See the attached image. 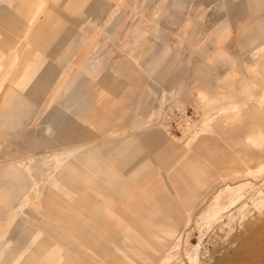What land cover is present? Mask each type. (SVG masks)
<instances>
[{"label": "rangeland", "instance_id": "374dc122", "mask_svg": "<svg viewBox=\"0 0 264 264\" xmlns=\"http://www.w3.org/2000/svg\"><path fill=\"white\" fill-rule=\"evenodd\" d=\"M13 1L4 8L15 22L0 23V96L26 91L35 101L0 103V166L9 151L5 175L14 166L15 181L29 178L10 212L4 195L15 186L2 192L12 178L0 171V264H264V7L46 0L20 54L12 46L24 12ZM68 108L83 123L72 122L75 132L90 138L63 153L71 120L57 112ZM35 138L51 147L32 150ZM239 182L234 197L213 201ZM104 208L120 226L90 223Z\"/></svg>", "mask_w": 264, "mask_h": 264}, {"label": "crops", "instance_id": "0c3cea01", "mask_svg": "<svg viewBox=\"0 0 264 264\" xmlns=\"http://www.w3.org/2000/svg\"><path fill=\"white\" fill-rule=\"evenodd\" d=\"M12 0H0V10L2 11V12H0V14L1 15H3V16H5V12H7L8 14H11V12H9L8 11V9H6V8H4V7H8V6H10L9 5V3L8 2H11ZM16 3H14L17 7H19V8H21V9H23V15H24V18H22L21 19V17H20V19H19V21H18V24H19V26L17 27V29H18V32H17V37H18V39H20V46H19V48H18V51L20 52V54H21V52L23 53H25L26 52V48L24 47V46H26V39H28V37L26 38V31H25V28H26V24H27V22H28V18H26L27 17V12H26V10L28 11V8L30 7H32L31 6V4H33L35 7L32 9V11H30V14L33 12V10L37 7V5H38V3H39V1L40 0H14ZM13 1V2H14ZM119 2H123V0H119ZM31 3V4H30ZM14 6V5H13ZM246 8L247 7H249L250 9L249 10H252L251 12L249 11V13L248 14H250L251 13V15L253 14V11H254V9H256V8H259V7H264V0H248V5L247 4H245L244 5ZM45 11V9L43 8L40 12H44ZM235 13V12H234ZM6 17V16H5ZM41 18L39 19V23L41 22ZM15 22V20H14V18H13V15L11 14V18L9 19V20H6V18H5V20H2V19H0V23H7V24H9V25H11V23H14ZM83 21H81V23H82ZM261 22V21H260ZM80 23V22H79ZM224 27H225V24H222ZM140 28H138L137 29V31H141L142 33H141V35L143 34V31L140 29ZM263 32H264V30H263ZM133 33H134V30H133ZM22 35H24V36H22ZM96 35H97V32H92V33H89V34H87L86 36H84L83 37V39H81L82 41H79V42H81V44L80 45H82V44H85L86 46H90L91 44H92V41L95 39V37H96ZM21 36V37H20ZM23 38V39H22ZM255 37H252L251 38V40H250V45L255 41ZM24 40V43H23V46L21 45V43H22V41ZM95 46L96 45H92L91 46V48L89 49V50H86V51H89V54H88V57H90V58H92V53L94 52V51H92L91 52V50H93L94 48H95ZM88 48V47H87ZM80 51V50H79ZM18 52V53H19ZM260 52L261 51H259V54H260ZM221 55H223V54H221ZM258 59H259V62H258V67L259 68H262V69H264V64H262L261 63V61L262 60H264V54H262V55H259V57H258ZM98 62H95V63H98V65H97V67H99V65H100V60H99V58L98 59H96ZM91 61H92V59H90L89 60V62H86L87 63V66L85 67V69L87 68V67H91V65H93L94 64V62L93 63H91ZM14 64V63H13ZM12 63L10 64L11 66L13 65ZM254 66V64L252 65V63H250L249 65L247 64L246 65V68L248 69V71H250L252 68L251 67H253ZM98 69V68H97ZM4 71H6V72H10L12 69L11 68H9L8 66L7 67H5L4 69H3ZM47 70H49V69H47ZM90 70V69H89ZM91 71V70H90ZM99 72V69H98V71L96 72L95 71V74H97ZM87 74H90L89 72H86ZM94 73V72H93ZM4 78V77H3ZM55 79H57V78H55ZM2 82H4V80H1ZM76 81V80H75ZM75 81L74 82H71L70 83V85H71V87L73 86V83H74V85H75ZM101 84H103V83H108L109 82V80H106V79H100V81H99ZM260 90H261V88H262V86L264 85V77H263V75H261V82H260ZM1 86H2V84H1ZM34 86H35V89H40V88H42L43 87V83H42V81L41 80H38V82H36L35 84H34ZM33 86V87H34ZM32 87V88H33ZM39 87V88H38ZM69 90V89H68ZM24 93V94H23ZM26 91L25 92H19V93H17V97L15 96L14 98V100H12L11 98H10V96H5V97H2V96H0V103H13L14 105L15 104H17V103H24V104H27L28 102H34L35 100H32V101H30V99L31 98H33V95L31 96H27L26 94ZM261 94H262V90H261V92H260V96H261ZM263 99H264V93H263V95L261 96ZM18 98V100H16ZM2 99H4V100H2ZM15 108H17V107H15ZM15 108L13 107V109L15 110ZM19 108V107H18ZM12 109H10V111H7L6 112V114H5V117L8 119V118H10V117H12V118H14L15 117V112L13 111ZM74 111H72L71 112V110H70V108H68V109H66V110H64V111H59V112H57V117H59L60 115H62V117L63 118H66V119H68V120H71V124L70 125H67V126H65V132H64V134H62L63 136L61 137V141H60V144H62V145H67L68 147L63 151V153H69V152H72L74 149H75V147L76 148H78V147H80L81 145L83 146L85 143H88V139L90 138V137H88V136H90V135H87L86 133H79L78 134V131H76L75 132V127L77 126V127H80V126H83V123L82 122H80L79 121V119H77V121H75V117H74ZM85 119V117L83 116V120ZM73 120V121H72ZM126 121V120H125ZM72 122H75L76 123V126H75V124H73ZM120 125V127H118V128H121V127H123L125 124H124V122H122V123H120L119 124ZM0 126H1V123H0ZM11 126H13L11 123H9V124H7V127H11ZM117 129V128H116ZM159 137H160V139H161V136H160V134L158 133V132H154V134L152 135V137H151V139H153L154 140V142H158L160 139H159ZM26 138V137H25ZM65 138H68L69 139V142H67V143H65V142H63V140L65 139ZM24 141H25V139H24ZM81 141H83V142H81ZM250 141H254L253 139H251ZM51 142H47V141H43L42 139H37V138H35L34 139V142H33V145H32V147H33V149L32 150H37L38 148H41V147H43V146H49V147H51ZM69 144L71 145L70 147H69ZM47 146V147H48ZM75 146V147H74ZM109 150H114V149H112V148H110ZM86 151V153H87V157L90 155V156H94V157H92L93 159H96L97 160V157L94 155V154H92V152L90 151V150H85ZM5 154H4V158H5V160H6V162H5V164H3V165H1L0 166V171H2V174H1V176L3 177V178H6V177H11L12 178V181L11 182H9V184H4L3 185V190H2V192L3 191H5V189L9 186V185H14L15 187L14 188H11L10 190H8L7 192H6V194L4 195V198H5V201H3V204L5 205V206H7L8 207V209L10 210V212L12 211V208H13V205L14 204H16V203H18L19 202V199L25 194V193H27L28 194V190H27V188H28V179L29 178H27L25 181H21V180H18V179H16V181L14 180V178L11 176V175H16V176H18L19 178L21 177L20 176V172L13 166V167H11V169H9V170H6V172L9 174V175H5V173H4V171H3V169L2 168H4V170L5 169H7V164L10 162V161H13V160H15V158H12L11 157V153H9V151H7V152H4ZM180 155H181V152H180ZM18 159H24V158H18ZM25 160V159H24ZM67 163H74V161L72 160V161H67ZM19 167V169H22V167L21 166H18ZM19 181H21V182H19ZM20 186H24V190H23V187H20ZM10 187V186H9ZM15 191H22L23 192V194H22V192H18L17 193V195L16 196H14V192ZM8 194V195H7ZM35 195H37L36 193H35ZM28 197H29V199L31 200V196L30 195H28ZM36 198H37V196H35V200H36ZM6 202V203H5ZM37 202V201H36ZM27 204V203H26ZM26 204H23L22 206H21V208L20 209H16V212L18 213L19 211H21L22 210V208H23V206H25ZM0 208H3V205H1L0 204ZM36 208V207H35ZM34 208V209H35ZM36 210V209H35ZM38 210V209H37ZM38 212V211H37ZM16 213V214H17ZM13 214H11V216H12ZM115 215H117V213H115L114 211H112V210H108L107 208H104L103 209V211H102V213H100L99 214V219H96V220H92L90 223L91 224H98V225H107V226H120V224H121V222H120V220H119V218H114V216ZM11 216H10V218H11ZM103 217V218H102ZM116 217V216H115ZM10 218H8V221L9 222H7L8 224L11 222L10 221ZM101 219V220H100ZM97 233V232H96ZM95 233V234H96ZM3 234V233H2ZM97 235V234H96ZM144 236H145V233L143 234ZM146 235H147V237H148V233L146 232ZM91 236H93V234L91 235ZM90 236V239H92V237ZM138 240H141V238H138ZM42 244L43 243H41V244H38V246H42ZM89 253H91V251H89Z\"/></svg>", "mask_w": 264, "mask_h": 264}, {"label": "bare ground", "instance_id": "6f19581e", "mask_svg": "<svg viewBox=\"0 0 264 264\" xmlns=\"http://www.w3.org/2000/svg\"><path fill=\"white\" fill-rule=\"evenodd\" d=\"M46 0H40L39 1V3H38V5H37V7L33 10V12L31 13V14H29V17H28V22H27V24H26V28H25V31H26V38L28 37L27 36V34H29V32H31V29H32V27H33V25L35 24V18L37 17V14H39L40 13V11L44 8V4L46 3L45 2ZM3 16V15H2ZM2 16H0V17H2ZM6 17L5 16H3V18H2V20H4ZM32 26V27H31ZM138 32V31H137ZM141 31H139V34L141 35ZM22 36H24V35H22ZM21 37V36H20ZM141 36H137V38H140ZM137 38L135 39V40H137ZM23 39V38H22ZM19 42H20V39H17ZM18 41L16 42V43H18ZM16 43L12 46V50H15L16 49V51H18V48H19V43L16 45ZM139 43V42H138ZM15 60H16V55H15V59L12 61V64L13 63H15ZM4 71V70H3ZM9 72V71H8ZM4 76V78H2V80H4L5 79V76L7 77V74L5 75H3ZM2 84V81H0V85ZM263 99V98H262ZM257 101V100H256ZM225 111V110H224ZM208 119L206 118H204V120H203V123H206V122H208L207 121ZM63 159V158H62ZM243 185H244V183L243 182H239V183H237L236 185H230V184H224L222 187H220L218 190H217V192H216V194H215V199H213V201H217L221 196L220 195H225L226 197H227V199L229 198V199H231L232 197H234L239 191H241L242 190V188H243ZM219 201V200H218ZM190 217H188V219H189ZM186 219V218H185ZM186 221L187 220H185V223H186ZM188 222V221H187ZM186 244V243H185ZM186 245H188V244H186ZM186 247V246H185ZM188 247H190V245H188ZM170 248H172V247H170ZM170 248H169V251H170ZM187 249V248H186ZM188 250V249H187ZM195 252H196V250H195ZM195 252H194V254H195ZM190 254V253H189ZM192 256V255H191ZM190 255H189V257H191ZM194 256V255H193ZM194 258H195V256H194Z\"/></svg>", "mask_w": 264, "mask_h": 264}]
</instances>
